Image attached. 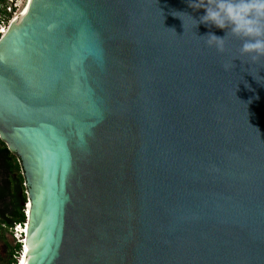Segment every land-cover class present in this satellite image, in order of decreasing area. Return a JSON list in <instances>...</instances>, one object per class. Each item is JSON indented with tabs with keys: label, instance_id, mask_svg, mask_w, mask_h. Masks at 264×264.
Listing matches in <instances>:
<instances>
[{
	"label": "water",
	"instance_id": "1",
	"mask_svg": "<svg viewBox=\"0 0 264 264\" xmlns=\"http://www.w3.org/2000/svg\"><path fill=\"white\" fill-rule=\"evenodd\" d=\"M180 13L206 10L27 0L11 21L0 138L32 203L23 264H264V58Z\"/></svg>",
	"mask_w": 264,
	"mask_h": 264
},
{
	"label": "clouds",
	"instance_id": "2",
	"mask_svg": "<svg viewBox=\"0 0 264 264\" xmlns=\"http://www.w3.org/2000/svg\"><path fill=\"white\" fill-rule=\"evenodd\" d=\"M189 7L194 10L205 9L206 15L197 21L191 15L180 13L177 16L183 20V25L184 16L194 20L195 27L199 23L215 25L226 30L225 37L231 35L242 41L241 56L250 57L254 63L264 58V0H189ZM225 37L209 33L202 38H206L208 47L223 53Z\"/></svg>",
	"mask_w": 264,
	"mask_h": 264
},
{
	"label": "trees",
	"instance_id": "3",
	"mask_svg": "<svg viewBox=\"0 0 264 264\" xmlns=\"http://www.w3.org/2000/svg\"><path fill=\"white\" fill-rule=\"evenodd\" d=\"M12 3L0 0V22H8L12 13L7 8ZM1 39V35H0ZM26 179L19 157L0 138V243L7 246V253H0V264H18L17 257L22 252L21 243L8 242L7 236L17 225L27 223L28 204Z\"/></svg>",
	"mask_w": 264,
	"mask_h": 264
},
{
	"label": "rangeland",
	"instance_id": "4",
	"mask_svg": "<svg viewBox=\"0 0 264 264\" xmlns=\"http://www.w3.org/2000/svg\"><path fill=\"white\" fill-rule=\"evenodd\" d=\"M27 0H16L13 4H12V17H15V15L19 14L25 7V4H26ZM12 21V20H11ZM6 29H8L10 23H6ZM26 209H27V205H26ZM13 233H9L8 235L6 234L7 236V240L8 242L12 243V244H16V243H19V240H22V237L23 235L21 236L20 234V230L19 228L15 229L12 231ZM18 238V239H17ZM23 245H21L22 247ZM24 248V247H23ZM8 249H7V246L4 244V243H0V253L5 256L6 253H7Z\"/></svg>",
	"mask_w": 264,
	"mask_h": 264
},
{
	"label": "built area",
	"instance_id": "5",
	"mask_svg": "<svg viewBox=\"0 0 264 264\" xmlns=\"http://www.w3.org/2000/svg\"><path fill=\"white\" fill-rule=\"evenodd\" d=\"M16 0H9V2L10 3H14ZM12 5H9L8 6V8H7V11L9 12V13H12ZM13 14V13H12ZM14 18V17H13ZM13 18L12 19H10L8 22H6L4 19L0 22V35H1V37H3L4 35H3V31L7 28L6 27V23H11V20H13ZM25 226H27V223L26 224H24ZM22 226L23 225H17L16 226V228L15 229H17V228H19V230H20V234H21V236L24 234L25 235V233L22 231ZM18 239V238H17ZM25 240L24 239H22V240H19V243H21V245H23V242H24ZM23 252H21V254H22ZM21 254H20V256L19 257H17V259H18V264H19V258H21Z\"/></svg>",
	"mask_w": 264,
	"mask_h": 264
},
{
	"label": "bare ground",
	"instance_id": "6",
	"mask_svg": "<svg viewBox=\"0 0 264 264\" xmlns=\"http://www.w3.org/2000/svg\"><path fill=\"white\" fill-rule=\"evenodd\" d=\"M6 31H7V29H5L3 31V35H5ZM31 208H32V203H29L28 206H27V211H28L29 216L31 214ZM28 228H29V223H27V226H25V225L22 226V231L25 234L26 233L28 234ZM22 239H24L25 241L23 242V246H22V252L23 253L21 254V258H19V261H20L19 264H23V262H24L25 248H26V243H27V239H26L25 235H23Z\"/></svg>",
	"mask_w": 264,
	"mask_h": 264
}]
</instances>
